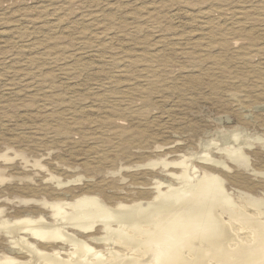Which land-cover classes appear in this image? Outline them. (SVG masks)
I'll return each mask as SVG.
<instances>
[{"label":"rangeland","instance_id":"1","mask_svg":"<svg viewBox=\"0 0 264 264\" xmlns=\"http://www.w3.org/2000/svg\"><path fill=\"white\" fill-rule=\"evenodd\" d=\"M263 12L264 0H0V150L24 156L3 166L15 178L26 165L36 189L0 183L5 214L54 197L34 160L82 175L69 194L113 201L139 194L152 174L124 167L150 155H188L234 129L264 135Z\"/></svg>","mask_w":264,"mask_h":264},{"label":"bare ground","instance_id":"2","mask_svg":"<svg viewBox=\"0 0 264 264\" xmlns=\"http://www.w3.org/2000/svg\"><path fill=\"white\" fill-rule=\"evenodd\" d=\"M240 133L227 131L221 135V143L218 137L200 140L199 150L188 155L179 152L171 159L150 155L144 162L125 166L152 177L141 183L138 195L113 201L83 189L69 194L68 187L81 182L82 175L63 178L34 160L32 166L48 171L43 183L55 195L43 199L33 211L24 209L11 216L0 207V264H264V159L252 146L259 143L264 148V135L255 133L240 140ZM156 148L157 154L166 149L162 145ZM19 156L22 154L8 145L0 150V183L14 180L18 190H36L26 165L15 178L5 175L3 165ZM249 193L259 198L253 199Z\"/></svg>","mask_w":264,"mask_h":264}]
</instances>
